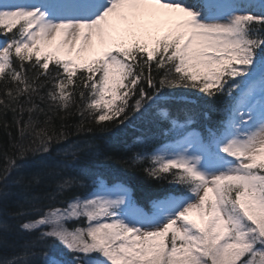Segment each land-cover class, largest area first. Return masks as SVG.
Listing matches in <instances>:
<instances>
[{"label": "snow or ice", "instance_id": "1", "mask_svg": "<svg viewBox=\"0 0 264 264\" xmlns=\"http://www.w3.org/2000/svg\"><path fill=\"white\" fill-rule=\"evenodd\" d=\"M0 37V199L51 189L0 264H264V0H0ZM129 125L122 162L172 188L69 140Z\"/></svg>", "mask_w": 264, "mask_h": 264}, {"label": "trees", "instance_id": "2", "mask_svg": "<svg viewBox=\"0 0 264 264\" xmlns=\"http://www.w3.org/2000/svg\"><path fill=\"white\" fill-rule=\"evenodd\" d=\"M192 95L195 96L196 93L193 90ZM213 120L219 119V113L210 114ZM11 118V117H9ZM201 122L203 119L201 118ZM56 123H59L58 121ZM145 129L139 125H129L128 127L116 128L112 126L111 131L107 133L100 132L97 128L95 134L92 136H72L69 138L70 141H88L96 147L98 159L92 161L89 166L94 167L105 173H113L121 175L125 178H130L133 183V187L137 194L141 197L150 196L153 192L158 190L170 189L173 186L169 185L167 182L163 184L157 183L156 181L149 179L142 170L136 168H129L122 162L123 159H127L130 155H133L132 152L128 151V146L132 145L134 140L139 136L141 131ZM15 131V130H13ZM6 136L2 128H0V144L4 142ZM67 141H61L54 145V151L52 152L51 157H45L47 159H63L62 156L58 155L59 149L67 147ZM137 151L139 148L136 149ZM108 157V158H105ZM41 156L32 157L33 160L41 159ZM86 157L84 153L80 154V166H84ZM3 165L2 156H0V166ZM37 168L34 166L30 171H36ZM67 175H73L72 172H67ZM55 179H60L56 177ZM52 183V180L48 181ZM11 193L7 200L0 199V218L8 220V223L12 225V231L8 234L7 239L9 243H22L24 239L30 238L27 233H22L19 230V225L25 222L27 219L32 218L31 216L27 217H16L12 218L8 216V213L16 212L20 210V206L23 205L25 209H30L31 205L25 203L24 197L31 196L34 193H41L45 190L51 191L50 188L45 189L41 186H37L34 189L24 192L19 186L11 187ZM12 249H0V253L6 255H12Z\"/></svg>", "mask_w": 264, "mask_h": 264}, {"label": "rangeland", "instance_id": "3", "mask_svg": "<svg viewBox=\"0 0 264 264\" xmlns=\"http://www.w3.org/2000/svg\"><path fill=\"white\" fill-rule=\"evenodd\" d=\"M0 39H2V37H0Z\"/></svg>", "mask_w": 264, "mask_h": 264}]
</instances>
